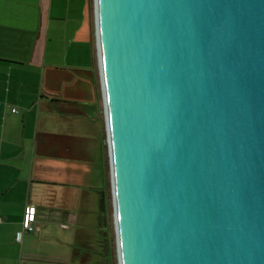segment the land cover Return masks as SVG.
Returning <instances> with one entry per match:
<instances>
[{"label":"water","instance_id":"obj_1","mask_svg":"<svg viewBox=\"0 0 264 264\" xmlns=\"http://www.w3.org/2000/svg\"><path fill=\"white\" fill-rule=\"evenodd\" d=\"M93 24L116 264H264V0H93Z\"/></svg>","mask_w":264,"mask_h":264},{"label":"crops","instance_id":"obj_2","mask_svg":"<svg viewBox=\"0 0 264 264\" xmlns=\"http://www.w3.org/2000/svg\"><path fill=\"white\" fill-rule=\"evenodd\" d=\"M107 163L93 0H0V264H107Z\"/></svg>","mask_w":264,"mask_h":264},{"label":"rangeland","instance_id":"obj_3","mask_svg":"<svg viewBox=\"0 0 264 264\" xmlns=\"http://www.w3.org/2000/svg\"><path fill=\"white\" fill-rule=\"evenodd\" d=\"M108 166V163H107ZM108 217H107V235H108V252L110 253L111 264H116L115 257V244H114V231H113V223H112V207H111V199H110V187H108ZM102 232L99 234V238L102 241ZM101 249L104 252L103 245L101 244Z\"/></svg>","mask_w":264,"mask_h":264},{"label":"built area","instance_id":"obj_4","mask_svg":"<svg viewBox=\"0 0 264 264\" xmlns=\"http://www.w3.org/2000/svg\"><path fill=\"white\" fill-rule=\"evenodd\" d=\"M11 111L14 112L15 109L11 108ZM34 209V206L31 204L24 205L20 219V231L16 234L17 239L22 233H30L33 231Z\"/></svg>","mask_w":264,"mask_h":264},{"label":"flooded vegetation","instance_id":"obj_5","mask_svg":"<svg viewBox=\"0 0 264 264\" xmlns=\"http://www.w3.org/2000/svg\"><path fill=\"white\" fill-rule=\"evenodd\" d=\"M107 259H108V261L106 263L111 264V259H110V253L109 252H108V255H107Z\"/></svg>","mask_w":264,"mask_h":264}]
</instances>
